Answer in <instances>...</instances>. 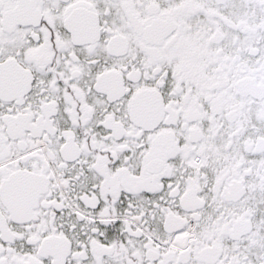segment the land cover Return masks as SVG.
<instances>
[{"label": "snow or ice", "instance_id": "1", "mask_svg": "<svg viewBox=\"0 0 264 264\" xmlns=\"http://www.w3.org/2000/svg\"><path fill=\"white\" fill-rule=\"evenodd\" d=\"M0 264H264V0H0Z\"/></svg>", "mask_w": 264, "mask_h": 264}]
</instances>
